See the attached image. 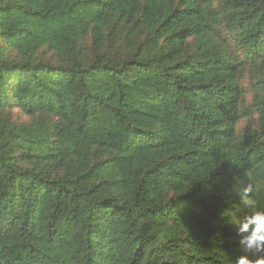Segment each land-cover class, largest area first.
<instances>
[{"label":"trees","instance_id":"obj_1","mask_svg":"<svg viewBox=\"0 0 264 264\" xmlns=\"http://www.w3.org/2000/svg\"><path fill=\"white\" fill-rule=\"evenodd\" d=\"M246 171L264 0H0V264H230Z\"/></svg>","mask_w":264,"mask_h":264},{"label":"clouds","instance_id":"obj_2","mask_svg":"<svg viewBox=\"0 0 264 264\" xmlns=\"http://www.w3.org/2000/svg\"><path fill=\"white\" fill-rule=\"evenodd\" d=\"M236 167H241L237 164ZM245 178L236 179L238 185H245L236 198L237 207L227 216V222L234 224L239 236L241 255L230 264H264V205L255 198V183L251 172H245ZM219 182V181H216Z\"/></svg>","mask_w":264,"mask_h":264}]
</instances>
